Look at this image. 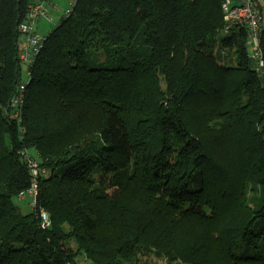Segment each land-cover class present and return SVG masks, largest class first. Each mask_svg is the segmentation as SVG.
I'll return each mask as SVG.
<instances>
[{"label": "trees", "instance_id": "obj_1", "mask_svg": "<svg viewBox=\"0 0 264 264\" xmlns=\"http://www.w3.org/2000/svg\"><path fill=\"white\" fill-rule=\"evenodd\" d=\"M48 1L0 0V264H264L246 28L222 0H76L24 72L19 26Z\"/></svg>", "mask_w": 264, "mask_h": 264}, {"label": "built area", "instance_id": "obj_2", "mask_svg": "<svg viewBox=\"0 0 264 264\" xmlns=\"http://www.w3.org/2000/svg\"><path fill=\"white\" fill-rule=\"evenodd\" d=\"M76 0H69L68 7L64 14H67ZM221 8L223 11V19L226 22V28L233 26L236 28L245 27L250 44V59L257 64L258 69H263L264 62L262 58L260 43L261 37L264 35V22L262 13L264 7L259 0H222ZM41 17H48L47 2L36 3L30 9L28 17L20 24L19 29L23 35L21 42L22 52L20 59L24 64H30L34 53L41 44V36L35 33V25ZM23 88V85L21 86ZM26 164L36 173V163L30 156H23ZM36 185L33 183L32 187L25 192H21L23 196L25 193H34ZM45 218V214H43Z\"/></svg>", "mask_w": 264, "mask_h": 264}, {"label": "rangeland", "instance_id": "obj_3", "mask_svg": "<svg viewBox=\"0 0 264 264\" xmlns=\"http://www.w3.org/2000/svg\"><path fill=\"white\" fill-rule=\"evenodd\" d=\"M259 2H260V4L264 7V0H259ZM52 3L54 4V6H56V9H57V11L59 12V14L62 16L63 14H64V12H65V6H66V4H67V0H52ZM47 6H48V8H51V6H50V3H47ZM68 7V6H67ZM50 12V10L48 11V13ZM50 15L52 16V18H54L53 19V21L51 22V23H49L50 25V28H52V27H54L55 26V24L57 23L56 21H55V16L52 14V12L50 13ZM49 14H48V17L50 16ZM262 18H263V22H264V11H263V13H262ZM44 21H45V19H40L37 23H36V27H37V29H38V27H39V25L40 24H42V23H44ZM224 35L221 33L220 35H219V37H223ZM25 67H26V64H24L23 65V67H22V69H23V71L25 72ZM20 154H21V156H34L35 157V153H34V151H30V150H23V151H21L20 152ZM31 193H25L24 195H23V198H20V197H14L13 198V202L17 205V206H19L20 208H21V210H22V212H24V213H26V212H29V208H30V206H28V202L30 201V199H31Z\"/></svg>", "mask_w": 264, "mask_h": 264}, {"label": "crops", "instance_id": "obj_4", "mask_svg": "<svg viewBox=\"0 0 264 264\" xmlns=\"http://www.w3.org/2000/svg\"><path fill=\"white\" fill-rule=\"evenodd\" d=\"M47 3H50V6H51V8H48V11L50 10V12L48 14L50 15V13L52 12V14L55 16V21L58 22V20L60 19L61 15L57 11L56 6H54V4L52 3V0H49ZM68 4H69V0H67V4L65 6V9L67 8ZM41 18L45 19L44 23L40 24L38 29L35 26V30H34L35 33L37 35H39V36H42V35L46 34L50 30V26H49L50 24L49 23H51L53 21V19H54V18H52L51 15L49 17H47V18H45V17H41Z\"/></svg>", "mask_w": 264, "mask_h": 264}]
</instances>
